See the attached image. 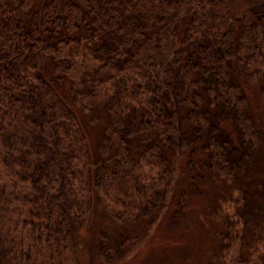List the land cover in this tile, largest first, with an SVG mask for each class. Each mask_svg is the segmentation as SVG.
<instances>
[{"label": "trees", "instance_id": "trees-1", "mask_svg": "<svg viewBox=\"0 0 264 264\" xmlns=\"http://www.w3.org/2000/svg\"><path fill=\"white\" fill-rule=\"evenodd\" d=\"M0 160L19 186L0 189V264L91 261L92 216L95 256L113 262L215 183L212 215L239 192L215 252L248 231L254 244L264 0H0Z\"/></svg>", "mask_w": 264, "mask_h": 264}, {"label": "rangeland", "instance_id": "rangeland-1", "mask_svg": "<svg viewBox=\"0 0 264 264\" xmlns=\"http://www.w3.org/2000/svg\"><path fill=\"white\" fill-rule=\"evenodd\" d=\"M65 84L68 87L69 83L65 82ZM95 128H92L90 133L91 142L94 141V132L97 131ZM9 171L0 160V189L4 190L8 197L12 196L14 191H18L19 187L18 184H14ZM218 187L221 186L217 183L212 187L205 184L204 189L201 188L200 193L193 195L186 204L187 210L183 209L186 210L185 219L181 223L171 225L166 219L159 224V227L152 226V235L142 242L139 248L130 250L127 255L115 256L113 262L95 256V243L89 233L99 225V222L93 225L91 222L89 226L92 216L82 229L83 238L79 244V248L82 247L83 252L88 253L90 257L92 255V258L90 261L84 257L85 260L82 259V262L80 258L77 260L78 264H212L214 261L217 262L215 264H248L240 258H249L251 264L258 253L264 252V231L259 234L253 229L257 240L252 245V232L248 231L244 240L240 242L243 244L242 247L236 244L224 249L221 254L215 252L216 223L226 214L230 219H235L236 202L239 203V192L234 188L230 200L221 201L218 210L215 211L216 214L212 215L213 197L217 195ZM189 207L191 208L188 209ZM209 211L210 215H208ZM202 220L205 224L201 225ZM203 227H209V230L205 231ZM106 230L109 232L107 235L113 231L111 226H107ZM208 236L213 239H208ZM249 251L251 256L247 257Z\"/></svg>", "mask_w": 264, "mask_h": 264}]
</instances>
